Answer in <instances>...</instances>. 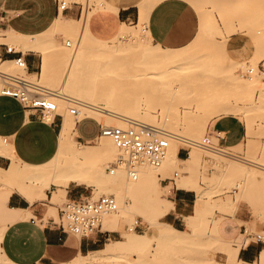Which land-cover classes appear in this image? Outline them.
<instances>
[{
    "label": "rangeland",
    "instance_id": "rangeland-1",
    "mask_svg": "<svg viewBox=\"0 0 264 264\" xmlns=\"http://www.w3.org/2000/svg\"><path fill=\"white\" fill-rule=\"evenodd\" d=\"M62 1H65L66 6L68 7L73 6L74 3H76L75 1H78V3L83 6V11L81 15H77L74 17L63 15L66 19L75 18L78 20L74 23L75 25L71 29L49 30L46 33L42 34L44 37H47V41L42 46L43 54L41 55H47L45 57L48 62V68L54 70L55 73L41 77L40 82L57 89H63V83L65 82L66 78V72H63L61 68H63L65 65H68L69 60L75 52V44L77 41L76 37L81 31L80 29L76 30V28L82 27L85 17H87V21H89V16H91L93 13L98 10L106 9L104 3L101 0H61V2ZM191 2L196 7L199 16L200 12H203L202 14L204 15L205 13L209 18V27L200 36L197 34L195 39L188 45L181 47L192 48L191 56L189 57V68L179 69L180 72L176 74V76L179 75L181 77L182 75L187 76V78H185V76L184 78L188 81V83L182 85V87H180V89L178 90V92L182 93L175 94V99L172 100L175 101L174 104L171 101L173 106L172 108L171 106H169L171 105V103L169 104L167 100H164L166 99L167 94H170L172 92V85L165 84L164 86H161L158 79L153 80L152 78L147 77L143 80L142 84L138 85L137 90L143 91L144 98H147V100H149L148 103L150 105V109L147 111H142L140 115L142 116V119L149 121L150 124L164 128V125L167 124V121L162 117L161 106L165 107V105L168 103V105L166 106L173 109L172 112H170L171 117L176 121L179 120L180 122H182V124L178 126L179 132H181L182 134L186 133L187 135L197 137V140L199 141H201L204 136L210 135L213 143L216 147H218V149L209 150L201 146H197L200 150L199 153L201 152L200 155L202 158L200 159L199 163H195L192 166H187V163L183 162H175L171 164V166L175 165L173 168L168 167L169 169L166 168L162 170L159 169L158 165H152L148 162L139 165V177L140 174H144V176H147L148 173L159 172L157 177L151 178L149 187L140 192L134 193L128 190L126 182L136 181L137 179H139V177L137 179L131 178L127 170L121 165L117 167L116 173L112 174V176H119V170H121L122 172L121 176L124 178V180L119 184V189L116 190L108 188L102 190V182L99 179L97 180V178L94 179L93 177L90 183L91 185H81L86 187L85 197L83 199H97L104 194H113L117 199L118 210L111 213L112 215L106 217L104 223L109 228L117 227L119 229L115 231L114 235H112L111 239L107 240V242L116 239L124 240L130 234L154 236L156 227L148 224L145 216H149L152 219L157 218L160 222L166 221V217H164V215H158L159 213L154 209V204L156 202L162 204L165 198L173 200V198L171 197V193L169 192L170 188L173 186V183H170V179L173 177L175 178V183L178 184L183 179V175L189 174L187 176L188 180H186L187 182H191L193 180V182L190 184L193 185L192 187L196 189L197 197L200 193H202V195L205 194L204 196H202L203 198L208 199L209 197V199L205 200L206 206L204 205V210L201 211V213L197 214V218L195 217V219H185L183 228L188 229V224L191 226L189 230L190 234L188 235V239L186 241H182L178 244H169L168 242L160 240L158 237L154 236L140 248L121 249L120 252L117 253L118 255H115V257L113 256L105 259L106 264H132L131 261L133 262V264H232L227 258V254L225 253V247L227 248V246L229 244L231 245L232 242L230 240L226 243L227 239L224 240L225 238L223 237L221 232V216L225 215V213L235 216L238 212L245 211L252 214L255 219L264 221V84L263 86H254V89H251L250 87V89L247 90L234 89L233 85L234 79L239 78L244 80L252 75L249 70L254 64H256V66H254L260 70L259 73L264 78V0H191ZM210 19H212V21ZM127 28L129 29V31L133 32L134 30V32L144 34L146 40L153 42L149 37L148 31H146L145 29V24H127ZM87 29L89 30V27H87ZM7 35L11 36L10 31L0 33V43L5 41L3 37H6ZM89 37L90 40L88 44H90L91 46L92 44H97L101 40L112 39L96 37L90 32V30ZM67 41H70L71 45H67ZM7 44L17 49L14 43ZM20 50L24 52L27 51V49L23 48ZM98 54L100 56V53L98 52L91 53L89 51H86L85 53H79L77 58L78 68L84 69L85 66L87 67L93 64L91 67L95 70L93 73L94 77L101 78V74L96 72L102 68V66L99 65L98 61H96V57ZM15 67L21 68L18 65H15ZM57 67L60 68L58 70H55ZM92 68L88 69L91 70ZM17 74L22 77L25 76L23 75V73H19V71L17 72ZM28 75L32 77L31 79H35L33 76L38 77L39 72H30ZM102 76L106 77V75ZM4 80L5 86L7 82H9V80L11 81L12 79L4 77ZM176 82V84L179 83L178 81ZM217 83H223L227 87L225 91L227 99H225V102H214L212 106L208 104H205L207 105L205 106L203 104L207 109L205 111L201 110L202 115H200V118L199 115L197 117V108H192L193 111L195 109L192 114V121L196 119V117L198 119H202L203 117L201 116H204V118L207 119L205 120L203 118L207 122H203L201 120L202 123L197 119L198 122L200 121L202 126L198 128L200 125L199 124L196 130H201L198 134L197 132H194V134L193 128L189 127L190 130L188 128L189 124H192L189 118L190 115L188 116V118H185V116H187L185 115L186 113H183L184 116L182 113H180L183 112L185 105L184 103H186L185 101L186 99L188 100V98H191L192 100L190 101H193L194 98L197 97V93H200V96L201 93L203 94L201 98L207 94L205 91L211 92V96L214 95L215 92L209 88L211 86L217 85ZM27 86L30 88V91H34L33 87L29 85ZM65 86L67 87L66 89L68 91H80L77 90L78 88H74V86L77 87V83H73V85L68 84ZM149 92L152 93V95L154 94V96L149 97ZM166 92L167 94H165ZM191 92H193L192 95H195L193 96L194 98H192ZM162 94H164V99L161 96ZM52 99L56 100L53 97ZM197 99L200 98L197 97ZM203 100L204 99L202 98L196 101H199L202 105V103H204ZM196 101V104H194L193 102L192 106H200L199 102L197 103ZM176 106L178 108H176ZM70 107H76L78 110L80 109V106L76 102L72 100H62L60 101V105H58L57 112L63 115L65 120H70L73 122L83 120L82 117H85V111L83 110L81 114L75 115L70 112ZM200 108L204 109V107H199L198 112H200ZM220 109L221 112H219V116L232 114L245 124L246 137L243 141H241V143L228 146L225 145V142H222L220 143V145H218V139L213 133L215 131L214 119L217 118L216 114H218L217 112L220 111ZM223 109L225 111H222ZM181 116L185 119V121H182ZM186 119L189 120L186 121ZM197 121H193V123H196ZM185 122L190 123H187L186 126ZM96 123L98 128H100L102 125H109L105 121ZM111 123H113V121H111ZM125 124L126 122H124V124L121 123L114 125ZM172 125H175V122H172ZM167 131L170 132L169 130ZM196 134H200L199 137ZM100 136L101 135L89 141L78 140L77 137L76 139L78 140V142H81L83 144L98 146L101 139ZM0 140L3 143L7 142L2 138ZM117 148L119 147L117 146ZM184 148L188 149L189 151L188 146H185ZM219 150H226L229 153H227V155H222L218 153ZM184 151L187 152V150ZM119 153H110V155H107V153L106 155L102 156L103 159L102 157L101 159H99L102 162L98 161V165H113V162L116 160ZM188 154L189 153H183L185 157H187ZM71 155V153H65L62 156L59 161L60 166L62 164V168H65V166L69 164V162H67L69 159L73 161L74 158ZM215 156H222V158H224L222 159L223 162H221V164L224 166L228 164V167H225V169L229 172L224 168L223 169L225 171H221L218 166L215 167L212 161L214 159L213 157ZM231 165L233 167H229ZM184 166L186 167L183 168ZM191 167L194 168L193 172L195 173L191 172V170H193V168L191 169ZM180 168L182 169L180 170ZM176 171L179 173V175L175 177ZM50 177L51 176L47 177L46 179L49 180L51 179ZM87 177L88 176H85L84 178ZM189 177H192V180H190L191 178ZM87 179L91 180V178L89 177ZM93 179L95 180L94 182ZM238 181L241 182V188L236 187V182ZM4 186L3 184H1L0 189ZM52 190H54L53 187ZM235 198H237L238 201ZM230 200L232 201V203L233 200H236L234 204L235 207H232L235 209L233 211L234 213L232 212V208L230 210V207L232 205L229 203L231 202ZM66 201L67 197H64L55 205L57 207H62ZM127 202L129 205H126ZM226 204H228L229 206ZM219 207L221 211L219 210ZM51 209H53L54 211L56 210L55 208ZM227 209H229L232 213H229V211L224 212V210ZM199 218H202V220ZM136 219L139 220L140 226L134 230H130L129 227L133 225ZM213 219L216 221H214ZM160 225L162 227L164 226L163 224ZM211 227L214 229L212 230ZM247 229L250 230L249 226H247ZM254 231H256V233L264 234L262 230ZM239 238H241L242 244V240H245L247 238V233H245L244 235H240ZM214 240H217L218 244L217 242L214 243ZM104 246L105 245H103L102 248ZM6 264L14 263L7 262ZM234 264L239 263L235 262ZM255 264L259 263L255 262Z\"/></svg>",
    "mask_w": 264,
    "mask_h": 264
},
{
    "label": "bare ground",
    "instance_id": "bare-ground-1",
    "mask_svg": "<svg viewBox=\"0 0 264 264\" xmlns=\"http://www.w3.org/2000/svg\"><path fill=\"white\" fill-rule=\"evenodd\" d=\"M159 1L161 0H144L140 4L139 22L137 23L138 25L146 23V20L149 16V12L154 7V5H156ZM110 8H114V6L113 7L111 6ZM202 13L203 12H200L199 30L197 33L199 36L209 27L208 26L209 18L206 16L205 13L204 15ZM87 20L88 18L85 17L82 27L76 28V30L80 29L81 31L79 35H77L76 37L77 41L75 44V52L73 53V56L69 60L68 65H65L63 68H61L63 72L64 71L66 72V78H65V82L63 83V89H57L40 82L41 77L55 73L54 70L48 68V62L45 57L47 55L44 54V56L42 55L41 71L39 72L38 77L33 76L35 79H31L32 77H30V75L26 73L27 71L26 68L15 67V65L17 64L15 63L14 60L0 59V92L4 87V82H5L4 77H7L14 81H18V82L21 81L22 83L29 85L35 88L36 90L45 92L46 94L50 95L51 97L57 100L56 102L57 106L60 105V101L62 100L64 101L72 100L80 106L78 114H81L84 110L85 117H92L98 122L105 121L109 125H114L121 123L124 124V122H126L128 119H135L150 124L149 121L142 119V116L140 115L142 111L144 110L147 111L150 109V105L148 103L149 100H147V98L146 99L144 98L143 91L137 90L138 85L142 84L143 80L149 77L152 78L153 80L158 79L159 84L161 86L162 85L164 86L165 84L172 85L171 87L172 92L170 94H167V92L165 93L167 94L166 99H164L165 98L163 96L164 94H162L161 96L162 98L164 97L163 99L167 100L169 104L171 103V105L169 106L173 108L172 102L174 104L175 101L172 100L175 99L174 98L175 94L182 93V92H178V90L180 89V87H182V85L188 83V81L185 79L187 78V76L184 75L185 76L184 78L183 75L181 77L179 75L176 76V74L180 72L179 69L189 68L188 67L190 63L189 57L191 56L192 48L186 47V48L173 49V48L162 47L159 44L156 45L155 43L146 40L144 34L139 32H134V30L133 32L129 31L128 29L129 27L127 28L126 23H123V25H121L122 28L120 29L119 33H117L120 35H116L115 37L109 40H101L97 44H92L91 46L90 44H88L90 37H89V30L87 29L88 27ZM210 20L212 21V19ZM76 21L78 20L75 18L66 19L62 14H60L59 18L57 17L53 25L43 33H46L49 30L71 29L72 27H74L75 25L74 23ZM10 33L11 36L7 35L6 37H3V39L5 40L3 41L4 43H12V44L14 43L18 50L22 48L27 50L30 49V50L39 51L41 54H43L42 46L47 41V37L46 36L44 37L42 35L43 33L36 35L35 34L23 35L15 31H10ZM86 51H89L91 53H95V52L100 53V56L99 54L97 55L96 61H98L99 65L102 66V68L96 72L101 74V78L94 77L93 73L95 70L91 67L93 64H91V66H87L88 68H92L91 70L88 69L86 66L84 69L78 68V60H77L78 55L79 53H85ZM254 65L256 66V64ZM254 65L250 68L253 70L251 72L252 75H250L244 80L239 78L234 79L233 81L234 89L247 90L250 89V87L251 89H254L255 87H258V85L263 86L264 78L259 73L260 70ZM59 68L60 67H57L55 70H58ZM18 71L19 73L20 72L23 73V75L25 76L22 77L19 74H17ZM102 75H106V77H103ZM176 81H178L179 83L176 84L177 83ZM70 83L72 85L73 83H77V87L74 86V88H78L77 90L80 91L78 92L68 91L65 85L68 84L71 85ZM226 88L227 87L223 83L221 84L217 83V85L211 86L209 89H212V91H214L215 93L214 95L211 96L210 95L211 92L205 91L208 97L206 95L205 96L208 99L205 96L202 97L204 99L203 100L204 103H202V105L208 104L212 106L214 102L216 103L225 102V99H227L225 92ZM188 91H192V90H188ZM192 93L193 92H191V95ZM148 95L149 97L154 96V94L152 95V93L150 92ZM202 95L203 94L201 93V96ZM193 96L195 95L193 94L192 98H194ZM201 96L200 93L199 94L197 93L198 98L202 99ZM197 97H195L196 99L194 98L193 101H190L192 100L191 98L190 99L188 98L189 101L186 99L185 101L186 103H184L185 105L183 112L180 113L182 114L186 113L185 115L187 116H185V118L186 117L188 118V116L190 115L189 118L191 120V123L194 125L189 124L190 122H185L186 126L188 123L189 124L188 128L192 127L193 133L197 132L198 134L201 129L196 130V128L198 127L199 124L200 125L198 128H200L202 126L201 124L202 121L204 122L207 119H205L204 116L201 117H203L205 120L203 118L198 119L197 117L199 115L200 118V115H202L201 110L205 111L207 109L205 108V106L207 105L202 106L198 101L200 106L198 104L197 105L199 107H204V109L200 108V112H198L199 107L196 105H195L196 107L192 106L193 102L194 104H196L195 101L200 100L197 99ZM166 105H168V103ZM166 105L165 107L161 106V114L162 117L167 121V124L164 125V128L172 133L171 136H169L170 142L166 154L164 155L160 163L157 164L159 169L164 170L168 167L173 168L175 165L171 166V164L175 162L187 163V166L188 165L192 166L195 163H199L202 157L200 155L201 152L199 153L200 150L197 147L200 146V144L198 143L199 140H197L198 138L191 135H187L186 133L182 134L181 132H179L178 126L181 125L182 122H180L179 120L176 121L174 118L171 117L170 112H172L173 109H171V107L170 108L167 107ZM176 108L178 107L176 106ZM192 108H197L196 111L198 113L196 119H194L193 121H197V119L200 121L202 120L201 123L200 121L193 123L191 118L195 109L193 111ZM222 111L225 110L223 109ZM219 112H221V109L220 111L217 112L218 114H216V116L220 115ZM50 118L53 117H47L46 119H50ZM181 118L182 121H185V119L182 116ZM188 120L189 119H186V121ZM111 121H113V123H111ZM172 122H175V125H172ZM75 124H76L75 122L70 120L64 121L60 134V144L58 151L51 160L43 164H30V163L22 162L14 154H12V151L10 150L8 144L3 143L0 140V155H6L10 159V163L7 166H0V185L1 184H3V186L5 185L0 189V217H7V218L10 217V220H12V218L18 216L20 217L23 213H27L26 209L8 207L7 201L9 199V196L13 192L21 193L30 202H34L36 200L47 198L48 197L47 190L50 189L52 185H55L56 189L53 190V194L52 196L49 197V199L52 204H57L62 198L66 197V188L71 182L87 185L91 183L93 177L94 179L97 178V180L99 179L102 182L101 183L103 187L102 190L108 188L117 190L120 188L119 184L122 183V181L124 180V178L121 176L122 175L121 170H119L120 171L119 176H112V174L116 173L117 167L112 164L99 166L98 161H101L99 159H101V157L106 155L107 153H108L107 155H110V153L111 154L113 153L116 154L117 152L121 153V150L117 148V145L114 144V141L109 136H105V135L100 136L101 139L98 146L83 144L81 142L76 141L73 134V131L75 129L74 128ZM199 135L197 136L199 137ZM185 146L189 147V154L185 158H180L178 156L179 149L180 147H185ZM65 153H71L72 154L71 156L74 159L72 161L71 159L68 158L72 162L68 160L67 162H69V164L67 166H65L66 165L65 164L64 165L65 168H62L61 167L62 164L60 166L59 161ZM218 153L222 155H227V153L229 152L226 150H219ZM213 158L215 159L212 160L213 164L215 165V167L218 166L221 171H223L225 167L226 168L228 167V164L226 166L221 164V162H223L222 159H224L222 158V156H215ZM232 165L229 167H233ZM185 167L186 166H184L183 168ZM192 168L193 167H191V169ZM181 169L182 168H180V170ZM193 171L194 168L193 170H191V172L195 173ZM158 174L159 172L148 173L147 176H144V174H140V177L137 176V178L139 177V179H137L136 181L126 182L127 188L128 190L134 193L143 191L149 187L151 178L157 177ZM138 175H139V170H138ZM188 175H183V179L178 184L176 183L178 187H187V188L189 187L190 183H192L193 180L192 177H189L191 178L190 180L192 181L187 182ZM49 176H51L50 177L51 179L47 180L46 178ZM85 176H88L89 178H91V180L87 179L88 177L84 178ZM94 179L93 182L95 181ZM236 187L241 188V182L239 181L236 182ZM204 195L205 194L202 195V193H200L199 196L196 197L197 199L195 201L194 213L191 216H189V218L192 219H195V217L197 218V214L201 213V211L204 210L206 206L205 200L209 199V197L208 199L203 198L202 196ZM235 202L236 200H233V203L232 201L229 202L230 204H232L230 210L232 207H235L234 205ZM126 205H129L128 202L126 203ZM172 207H173V201L168 198L167 199L165 198L162 204H160L159 202H156L154 204V209L157 210L159 216L165 215L167 212L171 210ZM230 210L227 209L224 210V212L229 211L230 213L231 212ZM234 210L235 209L232 208V212ZM111 213H107L102 217V225L106 217L112 215ZM202 218L199 219L202 220ZM145 219L147 220L148 224H151L156 227V232L154 236L158 237L160 240L168 242L169 244L170 243L178 244L182 241H186L188 239L187 238L188 235L190 234V232L181 231L177 229L170 223L160 222L159 219L157 218L152 219L149 216H145ZM160 224H163L164 226L162 227ZM213 229L214 228H212V230ZM1 236L2 233L0 232V240H1ZM154 236L142 235V234H137V235L130 234L124 240H118V239L111 240L101 250L92 252L86 256H80L65 264H87L88 262H94V261H98L104 264L105 259L113 256L115 257V255H118L117 253H119L121 249L140 248L143 245H145V243H147V241H149ZM227 241L230 240H226V243ZM215 242H217L218 244L217 240L216 241L214 240V243ZM235 242H237L236 246H230V244L227 246V248L224 246L226 249L225 253L228 256L227 258L229 259V261L232 264H234L235 262L239 264H255V263L243 261L238 258V250L241 246V238H238ZM260 261L261 263H264V250L260 255ZM7 262H11V261L2 252L0 247V264H6ZM131 263L133 264L132 261Z\"/></svg>",
    "mask_w": 264,
    "mask_h": 264
},
{
    "label": "crops",
    "instance_id": "crops-1",
    "mask_svg": "<svg viewBox=\"0 0 264 264\" xmlns=\"http://www.w3.org/2000/svg\"><path fill=\"white\" fill-rule=\"evenodd\" d=\"M101 1L106 9L89 16L88 27L94 36L113 38L119 33L123 23L137 25L139 22V6L144 0ZM75 2L73 6H66L62 10L59 7L60 0H0V31H15L23 35L43 33L60 14L71 17L81 15L83 6L78 1ZM199 18L191 0H161L149 12L145 29L155 44L166 48H181L197 36ZM5 45L9 44L0 43V59L13 60L17 53H6ZM16 51L22 52L26 59L27 74L41 71L42 55L39 51ZM218 116L214 119L215 130L224 133L222 142L228 146L241 143L246 137L245 124L232 114ZM82 118L83 120L75 122V139L77 137L78 140L89 141L99 136L100 128L96 123L98 121L92 117ZM64 121L61 114L42 119L37 111L25 108L17 98L0 92V137L4 141L6 139L12 154L22 162L43 164L51 160L58 151ZM184 150L178 153L180 158L185 157L183 153H188ZM9 163L10 159L6 155H0V166ZM172 183L169 192L173 198V207L164 215L165 222L181 231L189 232L191 226L188 224V229H184L183 225L185 219L194 213L197 191L191 184L187 188L178 187L175 181ZM52 187L56 189V186ZM52 187L47 190V198L34 202L18 192L9 196L8 207L27 210V213L12 220L10 217H0V247L14 264H65L101 250L119 229L109 228L103 223L99 231L91 237H79L65 231L58 223L60 207L52 204L49 199L53 194ZM85 189L83 185L71 182L66 188V197L84 198ZM254 230L264 232V221L255 219L248 212H238L235 216L222 215L221 232L225 239L232 241L230 246H236L235 241L239 236L247 233V238L242 240L238 250V258L261 264L260 255L264 244L255 240ZM87 264L102 263L94 261Z\"/></svg>",
    "mask_w": 264,
    "mask_h": 264
},
{
    "label": "built area",
    "instance_id": "built-area-1",
    "mask_svg": "<svg viewBox=\"0 0 264 264\" xmlns=\"http://www.w3.org/2000/svg\"><path fill=\"white\" fill-rule=\"evenodd\" d=\"M59 7L64 9L66 7L65 1L61 2L60 0ZM66 44L71 45V42L67 41ZM5 46L6 53H17L13 58L15 63L27 69V62L22 52H17L13 46ZM252 71V69L249 70V72ZM33 90L30 91V88L21 81L9 80L1 93L17 98L25 108L37 111L42 119L54 118L56 115H60L57 112L56 100H53L45 92L35 90V88ZM69 110L75 115L79 113L76 107H70ZM213 134L218 139V145H220L224 139V133L215 130ZM100 135L109 136L121 149V153L117 156L113 165L116 167L122 165L131 178L137 179L139 165L147 162L157 165L163 159L169 146L171 133L156 125L128 119L125 125H102ZM198 143L201 147L209 150L218 149L210 135L204 136ZM183 149L185 148L180 147L179 152ZM185 150L189 153L188 149ZM178 175L179 173L176 171L175 177ZM170 180V183L174 182L175 178L173 177ZM117 210L118 202L113 194H104L97 199H67L64 205L60 207L58 223L62 229L79 237H91L101 228L102 217ZM139 224V220L136 219L129 229L134 230L140 226ZM254 238L264 244L263 234L256 233Z\"/></svg>",
    "mask_w": 264,
    "mask_h": 264
}]
</instances>
